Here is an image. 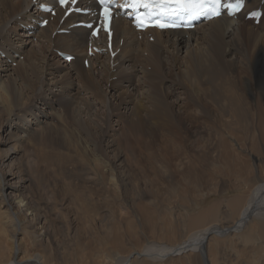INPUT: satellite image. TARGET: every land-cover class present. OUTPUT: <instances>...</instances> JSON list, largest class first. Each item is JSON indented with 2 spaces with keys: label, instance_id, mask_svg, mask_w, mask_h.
I'll return each instance as SVG.
<instances>
[{
  "label": "bare ground",
  "instance_id": "obj_1",
  "mask_svg": "<svg viewBox=\"0 0 264 264\" xmlns=\"http://www.w3.org/2000/svg\"><path fill=\"white\" fill-rule=\"evenodd\" d=\"M68 7L51 17L39 2L0 0V264H264V0H246L236 18L222 15L193 30L140 32L116 18L115 57L104 34L96 39L75 26L89 15L63 20ZM255 9L263 11L259 24L245 18ZM90 46L105 51L90 56ZM93 127H105L104 140L137 130L127 150L164 163L158 173L166 184L161 189L160 178L154 185L163 195L149 189L152 197L144 198L143 178L129 159L119 195L62 176L47 202L44 186L43 195L26 190L31 170L29 177L23 170L22 142L32 145L39 130H65L66 144L81 145L85 162L105 154L89 148L103 143ZM107 147L127 159L115 143ZM38 150V159L51 154ZM55 156L50 165H66ZM109 170L95 164L91 181L116 186Z\"/></svg>",
  "mask_w": 264,
  "mask_h": 264
},
{
  "label": "rangeland",
  "instance_id": "obj_2",
  "mask_svg": "<svg viewBox=\"0 0 264 264\" xmlns=\"http://www.w3.org/2000/svg\"><path fill=\"white\" fill-rule=\"evenodd\" d=\"M35 42H36V40H35ZM53 55H55V56L58 55L60 57H63L60 55L59 52L56 53L55 50H53ZM21 59L23 60L24 56L23 57L21 56L18 60H21ZM13 67L18 68L17 62H15L13 64ZM38 73L37 74L40 75V71ZM163 85H164V83H163ZM6 89L9 91L10 87L6 86ZM81 95H83V94H81ZM59 107H60V109H64L63 106H61V105ZM43 111H45V107H44ZM35 114H36V116L42 115L41 112H38ZM53 119H55V117H53ZM90 128H92V127H88L85 130V132H83V134H82L83 145L85 143H87V141L85 139V133H87ZM40 129L42 130V128H40ZM93 129L97 135L98 134L100 135V140L103 141V143L99 144L98 141H93L89 148H91V150L93 148H95L96 153L101 154L103 152L105 154L103 156H97L96 155L95 157L86 158L85 162H83V158H82L81 154L78 152L81 150V145H78L77 146L78 148L73 149L72 147H70L66 144L65 140H69V138L63 137V135H68L65 133V130H62V131H60L58 133H54V134L40 133V130H39V131H37V133L35 135L33 134V136H32V141H34L32 143V145H28V144L22 142V144H20L21 148L23 147L22 153H25L26 155L24 154L25 158L23 157L22 158L23 160H21L23 162H21V161L20 162L23 164V168H24L23 170L26 169L24 172L25 173L27 172L26 173L27 176L28 175L30 176L29 171L31 170V184H30V187L26 188V190H28L34 194V192H38V190H39V192L43 191V190H40V188L42 189V187L44 186V191H43L44 195L42 192H40V193H42L43 198H46L44 200L47 202L48 200H50V198L53 199V197L56 196V193L59 192L60 189L55 191L54 185L58 184L59 186H61L60 185V178L62 176L68 182L69 181H74L76 183L78 182L81 186H85L87 183V186H93L96 189H101V188H108L109 189L110 188L109 190H110L111 194L119 195V193H121V191H122L121 190V184H123L125 182L124 179H125L127 172L129 170L128 159L133 160V163H136L138 173L143 178V183H142L143 190H144V192H147V193H145L146 197L144 196V198L148 199L149 197H152L153 195L155 196L157 190H155L154 185L158 184V180L160 178H161L160 179L161 181L159 180L158 185L161 186V189L164 188V185L166 183H162V182L163 181L166 182V180H163L162 176L159 175V173H158L159 165H162L164 163L158 162V161L149 162L148 160L141 159L143 157L137 156V151L135 154H132L130 151L127 150V146H129V144L131 142H134L136 140L132 136L138 134L137 130H128L126 133H123L119 139H116L115 137H113V133H111V134L107 135L105 137V140H104V136L106 135L104 132L105 127L100 128V129L93 127ZM68 132H70L69 134L73 136V139L75 141L78 140L80 142L81 139L76 132H72V131H68ZM40 134H42V135H40ZM34 136H36L35 138H37L38 140L37 139L33 140ZM110 143H115L118 147H120V149L127 156V159H123V160L122 159H115V156L117 155L116 151H114L113 149H112L113 151H111L107 147V145ZM22 145H24V146H22ZM34 148H36V149H34ZM38 149L51 150V154L48 157L38 159L36 157V153L34 152ZM83 149H85V147H83ZM57 153H59L62 156L61 161L66 164L65 166H60L58 164V162H56L53 165L49 164V160L56 159L55 155ZM133 156H135V157H133ZM106 160H108L109 166L106 163ZM175 163H176V160H173V164H175ZM70 164L75 166L74 168H72L74 171H71V169L69 168ZM95 164H100V165H103L104 167L110 169L108 171L107 175H109V176L113 175L115 177L116 182H118V184L116 186H113V185L109 186L108 184H105L101 179L91 181L92 180L91 168ZM15 165H18L17 160L15 161ZM6 168H8V166ZM75 169L77 172L75 171ZM20 178H22V177H20ZM178 179L179 178L176 177V180H178ZM162 184H164V185H162ZM99 185H101V187ZM186 185L187 184H185V186ZM51 186H53V187H51ZM160 186H158V191L159 190L160 191L159 192L157 191L159 194H156V195L162 196L163 191L161 189H159ZM188 186H189L188 188H190V186H193L192 188H195L194 190L197 189L196 192L199 193V191H198L199 184H197L195 181H190ZM149 189L151 191L153 189L152 196H151V191ZM54 191H55V193H53ZM148 191L150 192V195H149ZM179 191L182 193L181 190H179ZM153 192H155V193H153ZM160 192L162 194H160ZM123 193L125 195L126 191L124 190L120 197H121L122 201H125ZM194 193L195 192H193L192 195H194ZM198 193L196 195H194L193 197L200 199L199 194H201V193H199V194ZM58 200H59V198H58ZM122 201L121 202L117 201V204L124 203ZM42 202H44V201H42ZM59 202L60 203H58V202L57 203L60 205L62 200L60 199ZM59 205H58L59 208L61 207V205L63 206V204H61L60 206ZM177 207H176V209H175V207L173 209V211L175 212L174 215L176 218H178L177 214H179V211H181ZM64 208L65 207H63V208L61 207V210H63L62 212H64L65 214H67V213L69 214L67 209L66 208L64 209ZM193 213L194 212H191V211L189 212V214H193ZM62 215H63V213H62ZM215 222L220 223V221H215ZM68 224L71 227L79 226V224L76 223L74 220H71ZM58 228H64L65 229V225L63 224L62 226H59ZM200 228H202V226H200L199 229ZM196 229H194V230H196ZM193 231H191V232H193ZM59 235H61V234H59Z\"/></svg>",
  "mask_w": 264,
  "mask_h": 264
},
{
  "label": "snow or ice",
  "instance_id": "obj_3",
  "mask_svg": "<svg viewBox=\"0 0 264 264\" xmlns=\"http://www.w3.org/2000/svg\"><path fill=\"white\" fill-rule=\"evenodd\" d=\"M104 6L105 19L111 18L112 8L116 6V0H100ZM59 3L63 7H67L69 0H59ZM72 4L76 3V0H71ZM125 7H131L134 9H146L143 14L139 13L134 18L137 27L144 28L149 25L158 26L160 28H166L174 26L175 21L173 17H180L185 14H190L193 7L201 9L206 8V11L197 12L196 15L218 16L220 15L221 0H125ZM227 8L236 10L239 8V0L237 3H228ZM51 11V9H47ZM191 18V15H189ZM163 20V23L159 21ZM46 24L47 21H44ZM71 59V57H67Z\"/></svg>",
  "mask_w": 264,
  "mask_h": 264
}]
</instances>
